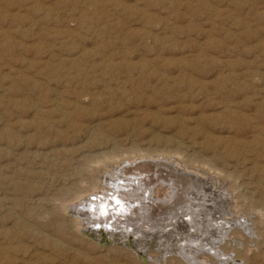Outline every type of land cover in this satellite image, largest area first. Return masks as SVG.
<instances>
[{
    "label": "rangeland",
    "instance_id": "obj_1",
    "mask_svg": "<svg viewBox=\"0 0 264 264\" xmlns=\"http://www.w3.org/2000/svg\"><path fill=\"white\" fill-rule=\"evenodd\" d=\"M57 103L67 105L62 110ZM135 107L147 117L162 112L166 135L183 147L187 134L203 140L201 146L211 143L212 149L184 150L193 153L194 168L213 178L205 198L211 216L226 212L211 222L233 217L252 226V237L237 230L232 242H222L231 254L224 257L228 264H264V0H0V261L146 264L124 250L107 252L108 246H95L86 234L82 238L60 207L101 173L86 156L109 131L120 145L118 129L133 117L127 109L139 111ZM91 113L99 119L91 122ZM150 121L142 122L144 128L156 126ZM90 125L104 133L102 143L89 136ZM199 155L212 170L199 164ZM159 160L175 165L173 159L149 158ZM224 171L235 172L234 187ZM130 232L129 244L140 236Z\"/></svg>",
    "mask_w": 264,
    "mask_h": 264
},
{
    "label": "bare ground",
    "instance_id": "obj_2",
    "mask_svg": "<svg viewBox=\"0 0 264 264\" xmlns=\"http://www.w3.org/2000/svg\"><path fill=\"white\" fill-rule=\"evenodd\" d=\"M134 99H136V98H134ZM65 102H67V101H65ZM105 102H104V104H106ZM127 102H129V101H127ZM134 102H135V100H134ZM134 102H133V104H134ZM55 103L56 102H54L53 104H55ZM118 103H120V101ZM124 103H123V105H124ZM77 104H79V102ZM77 104H75V105H77ZM89 104H90V102H89ZM66 105L67 104H65V106ZM69 105H71V104H69ZM33 106L35 107V103ZM65 106H64V103L63 104L57 103V107L61 108L62 110ZM100 106H102V105H100ZM113 106L117 107V105H113ZM128 107H129V105H128ZM35 108H37V107H35ZM86 108H87V106H86ZM97 108H99V107H97ZM146 108L148 109V107H146ZM29 109H28V111H29ZM54 109H56V106ZM80 109H82V107ZM129 109H127V110L125 109V110L127 112H131L133 114V117H131V120L127 118L128 120H125V122H124L125 124L122 125L123 124L122 123L121 126H120V122H118L119 126H120L119 127L120 129H118V130H119V132H121V135L124 136V137L121 136L122 138L120 137L122 140V143L120 144L121 146L118 145L117 143H115L116 142V141H114L115 139L112 138L114 136L113 135L114 133L113 132L111 133V131H109L110 133L107 132L105 134L107 138L106 139L104 138L105 141L103 142V144L100 145V147L97 146L99 149L96 148L98 150H95L92 154H88L86 156L87 157L86 162L88 164H93L92 166L96 165L95 168H93V169L94 170L99 169V170H101V173L99 175H97L95 177V179H93V180H90V181L86 180V181H88V185L85 188L80 189L79 191L74 190L76 192L71 193V195L68 197H65L66 196L65 195L64 196L65 198L64 199L62 198L63 200L61 199L62 202L60 203V207H62V209L65 212L66 211L68 212L69 216L71 217L69 221L71 222L72 227H74V229H76L75 231H77L81 235V237L85 234L87 236H89L90 237L89 240L93 244H95V246H98V247H101V245L108 246V248L106 249L107 252H110V250H111L110 248H113L112 250H119V252H121V253H122V250H124L125 254L131 255L135 260H138L140 263H146V264L147 263L148 264H212V263L228 264L229 260L226 257H224V255L231 256V254H230V251L228 252L227 249L225 250V247L227 245H225V247L222 246V244H223L222 242H225V244H226V241L232 242L233 236L236 234V232H238L237 230H240L242 233L246 234L247 237H252L251 236L252 235V226L249 223L250 221L248 222V220H243V222H242V220L235 222L238 218L234 219L233 217H231L230 219H226V218L224 220L222 219L224 222L223 223L220 222L221 224L211 222L212 219H214V220L216 218L219 219L224 214L226 216L225 211H221L220 213H218L217 217L211 216L213 213V211L211 213V210H210L212 208V206L206 205L205 198H207L208 194L211 193V191H209V189L213 185L212 184L211 186H209V184L207 182V181H210L211 183H213V178H211V176L208 175V173L210 172V171L208 172V169L212 170L211 169L212 165L209 162L210 161L209 159H207L205 157H201L202 155L201 156L199 155L200 156L199 164L203 165V166L205 165L208 167V169H207L208 173L202 172V171H200L201 169L199 170V167L194 168L192 166V164H194L193 162L195 160V158L193 157L194 156L193 153H192V155H189L188 153H185V151H184L185 148L190 149L191 147H196V145H198L199 147H202L201 149H204V148L212 149L211 143H204L205 146H201L203 143V140H201L200 142H197L195 140V138L190 137L189 134L186 135V131L183 132L185 129L183 130L181 127H179L181 129H179L177 127L178 131H180V132L176 131L175 130L176 128L174 129L175 132L180 133V135L182 133H184L187 137V142H186L187 144H185V146L183 147L181 140L174 139L175 136L171 137L169 135H166L165 129H163L164 124L161 125V122H162L161 118L162 117L159 116L160 113H162V112H159V115H158L154 111L155 114H150L149 117H147L144 110H142L140 112L141 109L139 110L136 108V110H139L136 112L135 109H131V111H129ZM32 110H33V108H32ZM76 110L81 111V110H79V107ZM85 110H87V109H85ZM88 110H90V109H88ZM99 110H100V108H99ZM132 110H134V112H132ZM34 111H35V109H34ZM37 111H39V110H37ZM66 111H68V110H66ZM72 111H74V110H72ZM71 112H69V113H71ZM84 112H85V114H87V111H84ZM122 112L124 113V111H122ZM138 112H140V113H138ZM67 113H66V115L69 118L70 115L68 116ZM76 113H78V112H76ZM108 113H109V111H108ZM73 114H75V113H73ZM89 114H90V111H89ZM62 115H65V114H62ZM62 115H61V117H62ZM81 115H83V113ZM101 115H102V113H101ZM97 116H99L97 113H93V114L91 113V116L89 118L90 121L92 122V120H94L93 118L94 117L96 118ZM129 116H130V113H129ZM32 117H33V115H32ZM64 118H65V116H64ZM71 118H72V116H71ZM118 118H120V116ZM118 118L116 119L117 121H119ZM146 118L150 119L151 120L150 122H152V124H154L156 126H154V128L153 127L144 128L145 126L142 125V122ZM96 119H99V118H96ZM39 120H40V118H39ZM43 120L44 119H42V121ZM107 120H108V117H107ZM116 120H114L115 123H116ZM132 120H134V121L132 123H129ZM167 120H169V118ZM74 121L75 120H73V123L76 124ZM103 121H105V119H103ZM174 121L175 120H173L171 122L173 123ZM57 122H59V121H57ZM64 122H65V120H64ZM101 122H99V123H101ZM28 123H30V122H28ZM69 123L70 122H68V126H69ZM118 123H116V124H118ZM175 123H177V122H175ZM45 125L48 126V123L46 122ZM92 125H90V127ZM94 125H96V123ZM176 125H174V126H176ZM71 126H73V125H71ZM71 126H69V127H71ZM77 126H80V125H77ZM177 126H179V124ZM4 127H5V125H4ZM84 127H85V125H84ZM6 128H7V126H6ZM75 128L76 127H74V128L72 127L71 129H75ZM94 128H96V127H94ZM94 128L92 129V127H91L90 130H88L90 133L89 136L93 135L92 139H95V137H96L99 141V139H100L99 137H102L99 135L100 134L104 135V133H99V131L97 132V130H95ZM4 130H5V128H4ZM252 131H254V130H252ZM114 132L116 133L117 129ZM149 132H150V134H147ZM184 134H183V136H184ZM111 135H113V136H111ZM116 135L117 134H115V136ZM180 135H178V136H180ZM256 135L257 134H255V136ZM109 136H111V137H109ZM258 137L254 138V136H253L254 139H258ZM182 138L185 139L184 137H182ZM226 138H229V137H226ZM89 140L91 141L90 138L88 139V141ZM94 142L96 143V141H94ZM110 142H112V143H110ZM87 143H89V142H87ZM100 143H102V142H100ZM92 144H93V142H92ZM86 146H88V145L86 144ZM91 148H93V147H91ZM150 157H156V158L166 159V160L173 159L175 161V165L182 168L183 170L176 168L175 165L170 164L168 162H165L164 160H159L158 162H150L149 161ZM179 157H181V159ZM256 158H258V156ZM253 161H256V160H253ZM83 163H85V162H83ZM90 166L91 165H88V168ZM257 166H258V164H257ZM260 166H262V165H260ZM81 167H82V165L80 166V168ZM258 168L259 167H257L256 169H258ZM90 169H91V167H90ZM184 169L185 170L189 169L191 171H194L196 173H200L202 175L204 174L206 176V179L199 178L196 175V173L194 175L193 173L186 172ZM86 170H89V169H86ZM248 172H250V170ZM261 172H263L262 169H261ZM224 173H225L224 174L225 176L223 179L226 180L227 178H232V182L229 184L231 185L230 188H232V186L234 187V185L232 183H234L237 180L236 174H234L235 172L229 173L227 171H224ZM261 174L263 175L264 173H261ZM216 181H217V179H216ZM86 184H87V182H86ZM220 185L222 187L224 186L223 183L222 184L220 183ZM80 186H81V184H80ZM236 187H238V184ZM220 191H221V189H220ZM218 194H223V193L219 192ZM91 195L94 196L93 200L90 199ZM228 195H229V193H228ZM215 198H216V196H215ZM223 198H225V197H223ZM207 199H209V198H207ZM211 199H214V198H211ZM226 201L227 200H225V202ZM80 204L83 205L84 207H86L88 205L103 206V213L108 212V215L106 217L98 219V221L105 222L112 228H121L120 232L115 233L113 230L102 231L101 229H99V230L89 229L88 228L89 223L93 222L91 220L93 214L92 213L89 214L88 211L83 210V209H77L76 208L77 205H80ZM108 205H109V207L107 208ZM261 205H260V207H261ZM216 206H218V204ZM216 206H215V209H216ZM234 206L235 205H233V207ZM215 209H213V210H215ZM237 209H239V208H237ZM259 209H257V210H259ZM252 210H253V207H252ZM257 210H255V211H257ZM227 211H230V210H227ZM214 213H216V212H214ZM229 213H231V212H229ZM231 215H232V213H231ZM234 215H235V213H234ZM242 217H244V216H242ZM246 219H248V218H246ZM239 220H240V218H239ZM225 224L228 225L229 228H225ZM128 227H130L131 230H134L135 232L140 234V236L138 238L134 239L131 244H129L127 241V238H128L127 236L129 233H131L130 231H128ZM6 229H8V228H6ZM3 233H4V231H3ZM241 238H243V237H241ZM107 240H109V242L106 243ZM86 242H88V241H86ZM99 243L101 244L100 246H99ZM67 246H69V245H67ZM155 247H156V249H153ZM16 248H19V247H16ZM50 248H51V246H50ZM56 249H59V251H62L60 249V247L59 248L56 247ZM34 250H35V248H34ZM1 252L2 251H0V253ZM3 252H5V251H3ZM30 253L31 252H28V254H30ZM37 253H39V252H37ZM100 253H101V250H100ZM60 254L62 255L63 253H60ZM0 256H1V254H0ZM39 256H37V257H39ZM51 256L53 257L54 255H51ZM146 256H148L149 259L146 258ZM87 257H89V256H87ZM98 257H101V256L99 255ZM243 257H245L244 254H243ZM4 258H5V256H4ZM9 258H11V256ZM9 258H7V259H9ZM12 258H15V256ZM20 258H21V256H20ZM93 258L96 259V256ZM241 258H242V256L240 254L239 259H241ZM34 259L36 260V258H34ZM42 259H45V258L42 257ZM95 259L94 260L92 259V260L95 262L96 261ZM232 259H233V262H236L237 260H239L237 257H233ZM10 260L11 259H9V261ZM1 261H0V264L2 262L3 263L5 262L4 260L2 262ZM16 261H18V260H16ZM31 261H33V260H31L29 258L27 263L26 262L25 263L26 264H33L35 262L34 261L33 263H31ZM55 261H57V259ZM61 261H62V259H61ZM61 261H59V262H61ZM138 261H137V263H138ZM5 263L9 264V262H5ZM17 263L19 264V262H17ZM110 263L112 264L113 261L112 262L110 261Z\"/></svg>",
    "mask_w": 264,
    "mask_h": 264
},
{
    "label": "water",
    "instance_id": "obj_3",
    "mask_svg": "<svg viewBox=\"0 0 264 264\" xmlns=\"http://www.w3.org/2000/svg\"><path fill=\"white\" fill-rule=\"evenodd\" d=\"M90 199L93 200L94 196L91 195ZM108 207H109V205L107 206V208ZM76 208L77 209L86 210V211L89 212V214L90 213L93 214V216L91 218V220L93 222L89 223V225H88L89 229H92V230L101 229L102 231H104V230H113L115 233H119L120 232L121 228H112L107 223L102 222V221H98V219H101V218L106 217L108 215V212L103 213V206H99V205L91 206V205H88V206L84 207L83 205L80 204V205H77ZM128 231H131L130 227H128ZM107 242H109V240H107L106 243Z\"/></svg>",
    "mask_w": 264,
    "mask_h": 264
}]
</instances>
